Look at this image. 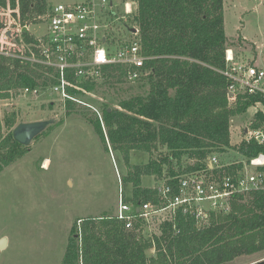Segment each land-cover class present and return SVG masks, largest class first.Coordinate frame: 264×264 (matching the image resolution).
Listing matches in <instances>:
<instances>
[{"label": "trees", "instance_id": "16d2710c", "mask_svg": "<svg viewBox=\"0 0 264 264\" xmlns=\"http://www.w3.org/2000/svg\"><path fill=\"white\" fill-rule=\"evenodd\" d=\"M133 1L137 11L131 21L139 27L143 49L152 57L138 80L146 90L122 100L118 108L106 106L101 111L103 124L96 113L90 123L105 146L108 139L122 155L128 168L123 183L131 186L127 199L139 208L161 202L157 187L143 185L145 176L176 186L183 175L208 169V159L214 154L236 149L249 160L263 153L264 145L258 142L232 145L231 119L256 105L264 107V102L258 95L243 94L235 103L230 100V81L221 73L230 46L224 30V0ZM11 2L13 8L19 7L17 22L22 26L40 23L51 8L49 0ZM0 6L6 8L7 0H0ZM3 27L0 22V31ZM23 38L26 45L34 43L29 33L24 32ZM22 53L28 54L27 49ZM105 71L103 81L111 85L126 74L121 67L109 66ZM55 82L40 66L0 55V100L11 99L16 90L46 89ZM98 84L81 86L86 92ZM83 90L69 89L80 98ZM65 104L68 109L79 106L69 100ZM254 117L252 129H264V108ZM15 122V113L0 114V173L26 152V145L14 137ZM135 151L147 152L149 160L131 164ZM242 167L238 164L217 172L231 174ZM234 199L230 213L214 216L211 225L202 228L181 213L151 226L136 222L132 229L107 220L108 216L80 219L81 224L71 231L62 264H228L264 251V190ZM155 225L158 232L151 234Z\"/></svg>", "mask_w": 264, "mask_h": 264}, {"label": "rangeland", "instance_id": "374dc122", "mask_svg": "<svg viewBox=\"0 0 264 264\" xmlns=\"http://www.w3.org/2000/svg\"><path fill=\"white\" fill-rule=\"evenodd\" d=\"M72 1L84 0H49L52 6ZM108 1H113L112 13L119 18H115L114 30L126 31L128 19L123 18L126 0ZM223 12L228 49L233 51L235 59L261 62L264 58V0H224ZM135 15L129 18L131 25H134L131 19ZM12 19L10 11L0 10V22L10 28L9 31L28 26V33L36 38L47 33L45 18L27 26L13 25ZM141 86L139 81L126 79L112 85L101 81L81 99L99 111L106 106L118 108L122 100L143 93L146 88ZM12 94L11 99L0 100L2 117L6 116V111L16 114L12 130L21 123H51L25 146L26 152L20 159L0 173V240L8 238L7 248L0 250V264H62L71 231L76 224H81L80 219L109 216L117 211L120 181L128 168L122 155L113 150L108 139L105 146L90 123L91 119L95 120L94 109L81 105L68 109L50 90L38 97L21 90ZM263 108L256 105L231 119L234 147L247 141L256 111ZM104 131L106 135L107 128ZM149 156L147 152L135 151L130 162L144 164ZM212 156L228 164L243 159L236 149ZM184 162L192 163L186 159ZM142 183L152 188L162 185L150 176H145ZM123 188L126 198L131 194V186L124 183ZM158 227L153 226L151 234L158 232ZM261 261H264V251L240 256L228 264H259Z\"/></svg>", "mask_w": 264, "mask_h": 264}, {"label": "built area", "instance_id": "2783aa9c", "mask_svg": "<svg viewBox=\"0 0 264 264\" xmlns=\"http://www.w3.org/2000/svg\"><path fill=\"white\" fill-rule=\"evenodd\" d=\"M125 2L126 16L123 18L128 19V25L122 33L114 30L118 14L112 13L114 3L108 0L100 3L96 0L72 1L52 6L45 17L47 33L37 38L33 35V44L24 43V29L9 31L10 28L4 25V34L0 32V55L20 58L40 66L48 77L56 79L45 90L25 88L23 93L38 97L50 90L65 103L69 100L94 109L103 124L101 111L73 95L69 89L81 91V84L103 81L105 69L109 66L124 68V79L130 82L140 80L146 72V63L152 57L143 49L139 27L131 25L129 21L137 11V3L133 0ZM1 9L10 11L13 25L18 24V6L13 8L11 0H7V7L0 6ZM131 29H135V32ZM24 49L28 54L22 53ZM225 68L221 73L230 81L228 87L232 102H236L238 95L242 94L258 95L264 102V58L261 62L255 59L241 62L235 59L233 51L228 50ZM248 135L247 142L264 145V129H251ZM208 162V169L183 175L176 186L167 181L161 183L156 188L161 201L159 204L150 202L139 208L134 207L127 197L124 198V183L121 180L119 207L106 219L118 221L126 229H132L136 222L142 221L151 226L164 217L175 219L181 213L194 219L202 228L211 225L214 216L230 213L234 198L240 194L264 190V152L233 164L222 163L216 156L210 157ZM238 164H243V167L236 168L231 174L219 175L217 172Z\"/></svg>", "mask_w": 264, "mask_h": 264}, {"label": "water", "instance_id": "95a60500", "mask_svg": "<svg viewBox=\"0 0 264 264\" xmlns=\"http://www.w3.org/2000/svg\"><path fill=\"white\" fill-rule=\"evenodd\" d=\"M27 27L24 29L26 32ZM135 32V29H131ZM232 98V94L229 95ZM51 122H33V123H21L13 131L15 139L23 144L28 145L32 140L43 133ZM8 246V238H3L0 240V250H5ZM259 264H264V261L259 262Z\"/></svg>", "mask_w": 264, "mask_h": 264}, {"label": "crops", "instance_id": "0c3cea01", "mask_svg": "<svg viewBox=\"0 0 264 264\" xmlns=\"http://www.w3.org/2000/svg\"><path fill=\"white\" fill-rule=\"evenodd\" d=\"M50 3V2H49ZM51 7H52V5H51Z\"/></svg>", "mask_w": 264, "mask_h": 264}]
</instances>
